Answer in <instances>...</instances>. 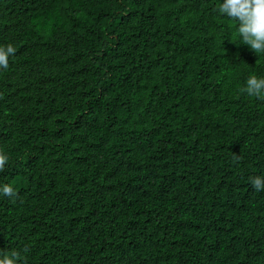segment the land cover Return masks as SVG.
Returning <instances> with one entry per match:
<instances>
[{
	"label": "trees",
	"instance_id": "16d2710c",
	"mask_svg": "<svg viewBox=\"0 0 264 264\" xmlns=\"http://www.w3.org/2000/svg\"><path fill=\"white\" fill-rule=\"evenodd\" d=\"M222 2L0 0V251L264 264V54Z\"/></svg>",
	"mask_w": 264,
	"mask_h": 264
},
{
	"label": "clouds",
	"instance_id": "9594fccd",
	"mask_svg": "<svg viewBox=\"0 0 264 264\" xmlns=\"http://www.w3.org/2000/svg\"><path fill=\"white\" fill-rule=\"evenodd\" d=\"M218 12L233 21H238L237 32L243 44H247L257 54H264V0H223L218 6ZM16 53L12 44L0 46V69L6 70L9 66V57ZM249 96L264 100V77L250 75L246 86L240 89ZM8 162V156L0 151V171H3ZM253 188L259 192L264 190V176L250 177ZM0 194L10 198L16 197L11 184H0ZM28 249L25 248L24 252ZM0 264H26L21 251H0Z\"/></svg>",
	"mask_w": 264,
	"mask_h": 264
}]
</instances>
